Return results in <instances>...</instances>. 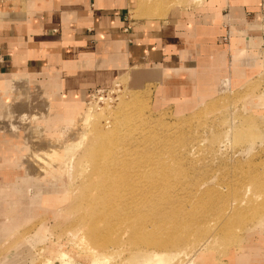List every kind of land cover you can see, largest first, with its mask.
<instances>
[{
    "label": "rangeland",
    "instance_id": "1",
    "mask_svg": "<svg viewBox=\"0 0 264 264\" xmlns=\"http://www.w3.org/2000/svg\"><path fill=\"white\" fill-rule=\"evenodd\" d=\"M145 1L151 5L149 10L155 8V0ZM139 3L140 6L142 2ZM176 3L204 16L210 12L203 0H173L172 4ZM172 4L167 2L165 7L168 9ZM160 5L164 7V4ZM225 25L227 35L222 38L225 60L222 58L216 66L208 64L195 70H181L187 76L180 82L158 80L145 89L133 90L121 78L83 104H62L56 99L50 106L40 84H31L24 78L18 82L23 88L18 85L15 100H6L9 108L11 104L16 107L17 102L30 98L40 105V109L31 106L30 110H39L49 117L70 106L81 111L88 108L106 110L112 112L110 117L118 116L116 111L123 108L119 126L131 131L126 148L133 152L131 157L136 161H147L135 164L141 166L140 174L147 176V182L154 180L157 189L168 184L170 188L167 191L169 202L160 204L162 210L159 212L150 208L146 221L154 219L152 221L163 222L161 224L168 227L175 222L178 226L197 225V228L193 227L196 229L194 236L186 238L190 242L171 248V256H165L162 264H191L193 261L195 264H264V54L261 53L264 39L258 45L261 48L244 53L238 44L232 43L230 25ZM4 109L0 114V137L3 139L0 138V183L3 185L0 193L3 190L9 193V203L4 209L0 208V213L10 216L11 220L19 214V209L26 212L20 215L25 217L19 218L15 235L9 240L15 244L0 241V264H41L49 259L43 253L44 249L59 247L70 255L66 259L53 258V264H87L73 258L75 253L86 254L79 245V235H75L78 226L71 223L79 213L73 212L72 219L67 218L64 222L60 219L61 224L59 218L51 216L52 212L57 217L67 214L66 206L71 200L73 204L77 199V204L79 190L76 191V186L85 180L89 169V162L77 160L87 142L84 137L87 127L83 125L81 114L76 115L75 119L79 120L76 123L55 118L57 128L53 133L41 128L40 133L35 134L32 126L46 120L35 119L26 124L21 115H7ZM110 117L108 120H113ZM12 122L16 131H8ZM79 142L81 145L73 151L71 159L65 155L67 166L61 181L49 179L44 173L37 174L33 162L28 163L34 151L44 156L42 149L55 147L61 151L65 146ZM74 164L80 166L79 169H75ZM127 175V181H132ZM152 191L159 193L155 189ZM51 192L58 196L49 204L36 199L52 195ZM147 212L136 211L137 214ZM234 225L238 227L234 229ZM41 228L45 231L43 237L39 232ZM117 233L115 229L113 234ZM145 243V240H138L135 245L133 242L125 244L122 254L114 255L107 264H127L131 250L143 248ZM178 249L181 252L174 253Z\"/></svg>",
    "mask_w": 264,
    "mask_h": 264
},
{
    "label": "crops",
    "instance_id": "2",
    "mask_svg": "<svg viewBox=\"0 0 264 264\" xmlns=\"http://www.w3.org/2000/svg\"><path fill=\"white\" fill-rule=\"evenodd\" d=\"M139 1L0 0V102L24 78L56 83L57 100L78 105L121 78L142 90L165 73L220 65L225 23L244 53L264 39V0H203L206 16Z\"/></svg>",
    "mask_w": 264,
    "mask_h": 264
},
{
    "label": "bare ground",
    "instance_id": "3",
    "mask_svg": "<svg viewBox=\"0 0 264 264\" xmlns=\"http://www.w3.org/2000/svg\"><path fill=\"white\" fill-rule=\"evenodd\" d=\"M140 2H143V0H140ZM160 4L162 3H158V5ZM163 9H161V11H163ZM261 53L264 54V51H262ZM194 58L196 57L194 56ZM184 76L186 75H184L183 72L180 71L173 73H166L165 75L166 81H172V82H177V81L180 82V80L186 78ZM18 85L20 86L21 84L16 82L13 84L10 90L3 91L5 96H8L10 100L11 99L15 100V97L17 96V94L15 95V93L18 91L19 88ZM22 86L23 84L21 85V87ZM42 89L46 91V95L48 98V99L46 98L47 104L49 105L52 104V102L58 98V94H56V90H57L56 83L51 84V87H48V85L46 84L44 88L42 87ZM29 99L26 98L25 101L17 102L19 105L17 104L16 107H13L12 106L13 104L9 102L11 104L9 108L6 106L8 104L6 102V99H4L2 102H0V114L3 112L2 110L6 107L4 109V113H6L7 115L19 114L23 117L22 120L27 122L26 124H28L29 121L35 119L46 120V121H42L39 124H36L35 126H32L33 127L32 131H34L35 134L40 133L41 128L46 129L47 131H49V133H53L57 128V125L54 121L55 118L63 119V121L70 123L72 122L76 123L79 120L75 119V117L76 115H80V114L82 119L84 120L83 125L87 127V132L85 133L84 136L87 142L85 144V147L84 148L82 147L83 148L81 150L82 152L77 159L79 160L78 162H82V163H84L83 161L89 162L88 164L89 169L86 170V174H85L86 178L84 177L85 180H83V182H80L81 184L78 185L75 184L77 185L76 191L79 190L78 192L79 201L76 204L77 199L75 198L76 199L75 203L71 204L72 202L71 200L70 204L66 206V208L68 209L67 210L68 213L67 214L63 213L62 217L61 216L57 217V214H55L54 212L51 213L52 218H59L58 222L60 219L63 220V222L67 218H69V220L72 219L71 215L73 212L74 213L76 212L75 214L79 213L78 217H76L75 219L73 218L71 220V223L74 226H78L75 235L76 236L79 235L78 236L79 245H81V248L85 250L86 254L80 255L75 253L73 254L74 259L85 261L87 262V264H107L108 261H110L114 255L122 254V251L125 248V244L129 242H133V244L135 245L138 240H145L146 243L143 248L136 247L135 250L134 249L131 250V252L128 255L129 261L127 264H162V260L165 256L167 257L171 256L173 252L170 250L171 248H179L185 241H187L186 238L188 235L194 236L196 229H194L193 227L197 228V225H195L194 223H189L185 226H178L179 224L175 222L172 223L174 224L172 227H168L162 225L161 223L163 222L159 223L158 221H152L154 219L150 221H146L145 217L150 215V210H149L150 208L151 209L154 208L153 210L155 212H159L160 210H162L160 204H163L164 202L168 201L167 191L170 188L168 184L163 189H157L156 182H154V180H152V182H147V176L140 174L141 166L135 164H140L142 162H147V161L145 160L136 161V158L131 157L133 155V152L128 148H126L127 146L126 141L127 138L131 135L130 134L131 131L127 130V128H123L121 124L119 126L121 116L124 114L123 108H121L120 111L118 110L116 111L118 116L114 114L113 117L111 116L113 118V120L111 121L108 119L112 114V112L106 110L99 111L96 108L93 109L88 108L86 111H81L80 108L74 106L64 107L62 112L53 114L49 117L47 114L40 113L39 110L31 111L30 110L31 106H33V109L36 108L40 109L39 107L40 105L34 104V101ZM46 116H48V119H46ZM131 121H133V119H131ZM13 122L9 126L8 131H10V129L11 131H16V127L14 126ZM43 124L44 125L46 124L47 126L42 127ZM83 138L82 140L81 139L80 140L84 141ZM79 145H81L80 142L77 145H67L61 151L56 149L55 147H52V149H48V150L42 149L44 156H41V154L37 153V151H34V154L32 155V157H30L28 163L29 161L33 162V164L35 165V169L37 170V174L44 173L47 177L49 176V179L52 178L55 179L56 181H61L62 179L61 175L65 171V168L67 166L65 163V159H67L65 155L69 156L68 159H71L73 156V151L75 149H78ZM15 146L17 147L18 145ZM77 160L75 162H77ZM79 164L77 163V165ZM74 165L72 167H74ZM79 167L80 166H77L75 169L77 168L79 169ZM131 167L132 169H130ZM126 173L129 174L127 176L130 177L132 181H127ZM73 176L76 177V175ZM150 177L152 178L153 176ZM72 180H74V178H72ZM70 184L72 185V182H70ZM0 186L2 187L3 185H1L0 183ZM153 189L157 190L159 193L153 192L152 191ZM51 193L52 195L46 194L45 196L36 199H40L44 201V203L49 204L54 197L58 196L57 193L54 192ZM75 194L77 195V193ZM8 196L9 193H7L5 190L1 191L0 193L1 209L7 207L9 203L7 201ZM135 210L137 212L140 211H148V212L147 214H137ZM214 210H216V208ZM18 212L19 214H17L11 220H10V216L0 213V241L8 242L15 235V230L18 227L19 218L25 217L20 215L22 214L25 215L26 211L23 209H19ZM61 220H60V224L62 223ZM234 226H235V228L233 227L234 229L238 227V225H234ZM115 229L118 231L117 235L113 234ZM219 229L220 228H218L217 230ZM39 232L43 233V235L41 236L43 237L45 232L44 229L41 228ZM164 232L165 235L160 236V234ZM167 233L168 235L166 236ZM16 235L18 236V234ZM15 237H14V241L17 240V238L15 239ZM32 240L30 241V243H33ZM85 240H87L89 243H86ZM188 240L191 239L188 238ZM12 243L10 242V245H12ZM34 243L36 242L34 241ZM19 246L21 245H18V247ZM4 247L2 248L6 249ZM178 250L174 251V253L181 252L180 250L179 251ZM43 253L46 255V258H49L50 260L48 259L41 264H53L52 263L53 258L59 256L60 258L66 259V257L70 255V253L65 252V250L61 249L60 247L55 250L44 249ZM137 256H142V257L138 258ZM191 264H195L194 261Z\"/></svg>",
    "mask_w": 264,
    "mask_h": 264
}]
</instances>
